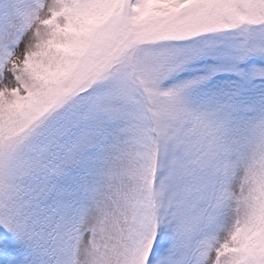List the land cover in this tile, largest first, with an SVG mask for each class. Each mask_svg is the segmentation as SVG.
Masks as SVG:
<instances>
[{"label": "snow or ice", "instance_id": "snow-or-ice-1", "mask_svg": "<svg viewBox=\"0 0 264 264\" xmlns=\"http://www.w3.org/2000/svg\"><path fill=\"white\" fill-rule=\"evenodd\" d=\"M0 264H264V0H0Z\"/></svg>", "mask_w": 264, "mask_h": 264}]
</instances>
